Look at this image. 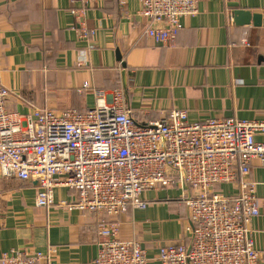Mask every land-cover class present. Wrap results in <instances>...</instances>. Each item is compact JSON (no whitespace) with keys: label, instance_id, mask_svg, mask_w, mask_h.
Listing matches in <instances>:
<instances>
[{"label":"crops","instance_id":"obj_1","mask_svg":"<svg viewBox=\"0 0 264 264\" xmlns=\"http://www.w3.org/2000/svg\"><path fill=\"white\" fill-rule=\"evenodd\" d=\"M71 1L0 0V67L10 91L9 111L86 112L95 107L93 91L82 89L90 82L94 89H121L124 106L139 125L153 124L176 109L187 111L191 123L264 122V26L235 22L236 11L264 15V0H199L197 13L182 19L183 29L169 46L145 35L148 21L138 14L140 0H88L92 48L72 29ZM255 140L264 142V133ZM247 180L255 185L261 212L248 227L264 264L260 159L251 161ZM219 188L226 196L240 194V176ZM37 192L35 180L0 173V258L51 250L55 264H96L101 217L63 205L76 201L69 188L57 187L48 208L37 206ZM190 195L178 187L145 191L146 209L117 217L121 239H137L149 264H159L160 247L190 241L185 229Z\"/></svg>","mask_w":264,"mask_h":264},{"label":"built area","instance_id":"obj_2","mask_svg":"<svg viewBox=\"0 0 264 264\" xmlns=\"http://www.w3.org/2000/svg\"><path fill=\"white\" fill-rule=\"evenodd\" d=\"M199 0H140L139 15L148 21L145 35L155 43H175L182 19L197 13ZM73 30L92 48L94 29L87 24L88 0L71 1ZM0 67V173L5 178L35 180L37 206L53 204L57 187L76 192L69 210L100 216L96 264H149L137 239L120 237L117 217L146 209L142 194L150 189L181 188L189 211L182 240L159 248V264H260L250 220L260 215L255 185L247 180L251 161L264 163V133L257 120L208 119L191 123L188 112L173 110L163 119L139 125L124 106L123 91L94 89L95 107L62 113L34 109L9 111V89ZM241 178V192L226 196L220 186ZM52 251L4 254L0 264H55Z\"/></svg>","mask_w":264,"mask_h":264},{"label":"water","instance_id":"obj_3","mask_svg":"<svg viewBox=\"0 0 264 264\" xmlns=\"http://www.w3.org/2000/svg\"><path fill=\"white\" fill-rule=\"evenodd\" d=\"M235 22L237 25H247L253 23L255 27L264 26V15L262 14H252L249 11H236ZM244 18V19H243ZM119 61H121V57L119 55ZM122 67L125 68L126 65L121 61Z\"/></svg>","mask_w":264,"mask_h":264}]
</instances>
